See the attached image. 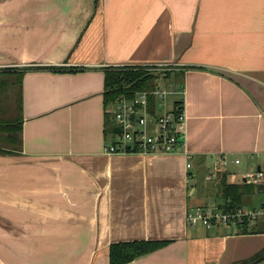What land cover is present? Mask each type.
I'll list each match as a JSON object with an SVG mask.
<instances>
[{"label": "crops", "instance_id": "1", "mask_svg": "<svg viewBox=\"0 0 264 264\" xmlns=\"http://www.w3.org/2000/svg\"><path fill=\"white\" fill-rule=\"evenodd\" d=\"M123 66L183 88L186 153L103 151L104 71ZM6 68L23 71L19 145L0 153V264H109V244L134 240L167 243L123 264H264V213L186 218L223 210L206 187L223 173L262 187L240 209H264L250 208L264 175L243 178L264 174V0H0Z\"/></svg>", "mask_w": 264, "mask_h": 264}, {"label": "built area", "instance_id": "2", "mask_svg": "<svg viewBox=\"0 0 264 264\" xmlns=\"http://www.w3.org/2000/svg\"><path fill=\"white\" fill-rule=\"evenodd\" d=\"M175 94L183 95V88L172 86H154L151 90L135 91L132 95L120 94L112 101V118L116 125L113 140L103 147L106 153L136 152L148 153H173L184 151L185 120L183 106L172 101L171 109L167 104ZM189 158V157H187ZM235 162L238 159H234ZM221 162L226 163V158L221 157ZM186 167L191 164L187 160ZM263 172H246L245 180L261 178ZM210 178V175H208ZM264 213L261 208L256 211L234 210L213 211L205 207H195L187 211L186 218L190 223L201 222L209 226L213 219L223 223L228 221H241L244 218L255 220Z\"/></svg>", "mask_w": 264, "mask_h": 264}, {"label": "trees", "instance_id": "3", "mask_svg": "<svg viewBox=\"0 0 264 264\" xmlns=\"http://www.w3.org/2000/svg\"><path fill=\"white\" fill-rule=\"evenodd\" d=\"M40 68V67H36ZM25 69V68H23ZM59 69V68H57ZM22 69H1L0 70V91L7 87V85L19 86L20 78L22 75ZM105 101H113L115 97L120 94L132 95L135 91L151 90L153 87H148L147 81L156 76L150 70L139 67H113L106 68L104 71ZM12 78V80H11ZM0 92V93H1ZM175 104L182 105V101H176ZM20 111V92L17 95V113ZM20 116H14L12 119L0 118V132H4V140L6 145L0 146V153H10L15 146L19 145V132H20ZM8 120V121H7ZM223 174L220 176L217 174L210 184L216 185L217 193L224 198L223 208L224 210H234L240 207L241 196L244 193L252 192L257 185L252 183L241 182L239 184L226 183L223 178ZM246 222V221H245ZM255 226H251V229H255ZM167 243L164 240H134L114 242L109 244L108 247V262L109 264H123L141 254L151 252Z\"/></svg>", "mask_w": 264, "mask_h": 264}, {"label": "rangeland", "instance_id": "4", "mask_svg": "<svg viewBox=\"0 0 264 264\" xmlns=\"http://www.w3.org/2000/svg\"><path fill=\"white\" fill-rule=\"evenodd\" d=\"M157 77L153 76L147 81L148 87H154V86H163L160 83H157ZM172 79L170 77H164L160 80L164 82H169V80ZM12 80V78H11ZM1 92V91H0ZM17 95H18V88L16 85H7L2 92L0 93V118L3 119H12L14 116H17ZM179 95L175 94L173 97L170 98V101L167 104L168 109H171V105L173 104V98L178 97ZM8 121V120H7ZM4 132H0V146L6 145V142L4 140ZM255 169V168H254ZM264 192H258L253 195L251 201V207L250 208H258L259 204L263 202L264 200ZM248 208V206L246 207ZM249 208V209H250ZM198 223H201L198 221Z\"/></svg>", "mask_w": 264, "mask_h": 264}]
</instances>
